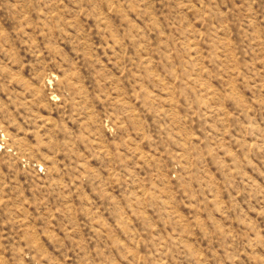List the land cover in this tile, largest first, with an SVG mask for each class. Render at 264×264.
<instances>
[{"label": "rangeland", "instance_id": "1", "mask_svg": "<svg viewBox=\"0 0 264 264\" xmlns=\"http://www.w3.org/2000/svg\"><path fill=\"white\" fill-rule=\"evenodd\" d=\"M0 264H264V0H0Z\"/></svg>", "mask_w": 264, "mask_h": 264}]
</instances>
